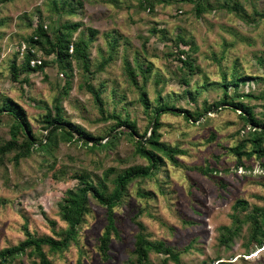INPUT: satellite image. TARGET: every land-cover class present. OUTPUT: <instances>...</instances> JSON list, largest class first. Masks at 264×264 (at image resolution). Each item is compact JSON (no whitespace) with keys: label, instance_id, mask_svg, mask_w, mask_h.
I'll use <instances>...</instances> for the list:
<instances>
[{"label":"rangeland","instance_id":"obj_1","mask_svg":"<svg viewBox=\"0 0 264 264\" xmlns=\"http://www.w3.org/2000/svg\"><path fill=\"white\" fill-rule=\"evenodd\" d=\"M141 3L0 0V105L7 97L20 103L38 137L48 132L43 121L46 107L55 112L58 103L64 117L92 136L103 135L101 142H106L115 121L101 118L87 81L101 90L109 111L116 109L136 120L139 134L144 133L151 117L140 101V87L147 90L152 102L161 95L176 108L203 112L199 119L191 120L172 112L162 116L161 140L182 147L185 153L177 156L176 164L167 160L157 180H136L129 186L124 204L115 209L120 238H112L109 258L99 249L107 222L106 207L93 198L77 241L63 252L49 253L48 246L45 250L52 264H79L80 257L82 264H124L139 229L133 216L143 208L139 219L150 239L163 240L180 252L179 261L170 258L167 262L168 254L153 252L149 264H264V241L261 247L248 242L249 221L241 223L231 244L219 242L218 228L233 224L232 213L244 219L253 205L264 206V157L243 155L247 165L237 166L238 156L230 148L245 141V149L251 148L247 143L251 125L244 122L241 110L228 104L215 106L225 96L223 72L231 83L237 67L238 75L244 78L238 87L229 84V97L250 93L235 100L250 105L264 124V0H157L151 9ZM76 22L81 24L73 39L90 41L93 72L86 73L73 59L66 74L54 53L48 55L41 47L37 54L47 60V66L20 69L29 49L28 39L38 24L55 41L57 26ZM114 39L113 59L98 69L110 54ZM181 49L186 51L181 57L191 61V66L179 60ZM15 59L17 76L12 69ZM137 59L153 66L149 78L145 81L139 75L138 85H134L128 82L124 65L125 60L134 65ZM2 118L0 137L8 139L12 117L4 113ZM13 157L10 153L0 162V251L26 238L25 225L35 235L59 238L56 232L67 227L59 204L67 190L77 185L76 170L86 169L98 181L108 167L124 169L147 163L135 153L132 138L125 134L109 148L92 150L81 141L59 140L53 155L37 151L18 162ZM209 164L218 169L212 176L201 171ZM108 184L110 188L114 185L112 181ZM139 187L152 192L151 198L141 197ZM238 199H246L249 210L238 204ZM33 258L29 249L6 264H32Z\"/></svg>","mask_w":264,"mask_h":264},{"label":"trees","instance_id":"obj_2","mask_svg":"<svg viewBox=\"0 0 264 264\" xmlns=\"http://www.w3.org/2000/svg\"><path fill=\"white\" fill-rule=\"evenodd\" d=\"M141 3L144 7L152 8L155 6L157 0H142ZM162 1V0H159ZM55 2V1H54ZM56 10L58 9L57 3H54ZM71 11L75 9L71 8ZM203 8H200L202 11ZM1 24V21H0ZM81 22L67 23L63 26H57L55 28L56 40L53 41L52 37L47 33L42 24H38L34 33L28 39L29 49L24 55V60L21 63L20 69L25 70H41L47 66L46 59L38 57L37 49L39 47L44 48L45 52L49 55L54 53L57 61L61 64L62 70L69 72L73 67V59L82 66L86 73H91L93 70L90 68L89 61V42L84 37L73 39V32ZM92 33H97V30L91 29ZM179 41H184V38L178 35ZM116 39L111 43V52L108 57L104 58L98 66V69H102L108 64L114 55V48L116 45ZM47 45H46V44ZM44 45V46H43ZM72 49V50H71ZM186 54V51L179 50V60L182 64L191 66L192 62L183 59L181 56ZM33 60H37L35 64H32ZM16 59L12 63V69L17 76L18 63ZM153 64L151 62L135 61L134 65L128 60H125L124 74L128 82L138 85L137 77L140 75L146 81L151 72ZM231 83L227 81V73L223 72L222 87L224 88V97L220 99L215 106L220 104H228L235 109L241 110V117L246 124L251 125L248 132L247 143L251 144V148L245 149L246 141L232 146L230 150L238 156L237 166L244 167L247 164L242 160V156L252 157L257 155L259 158L264 157V124L263 121L258 119L253 108L245 103L243 100H235L239 97L251 96L250 93L232 95L229 97L228 86L233 84L238 87L239 80L243 79L238 75V68L234 67V72L231 74ZM185 80V77H184ZM87 88L94 97L95 104L99 110L101 118L105 121L114 120L110 132L107 134L109 138L106 142H101L104 136H92L84 127L74 124L68 118L64 117L61 108L58 103L55 104L56 110L53 112L51 107L47 108L46 113L43 114V121L45 122V128L48 130L47 134L42 137H38L33 129L32 125L26 118V111L23 106L14 99L7 97L3 99V103L0 105V123L2 122L3 114L6 113L12 117L10 125L9 135L10 138L6 139L0 137V162L3 158L14 153V161L18 162L23 157H29L34 152L43 151L49 155L54 154L57 142L63 140L66 142H79L89 146L92 150L103 149L111 147L118 138L123 134L132 138L135 145V153L142 158L147 159V163L133 165L124 169H119L115 166L108 167L103 172V178L98 181L93 179L92 174L86 169L76 170L73 174L78 179V183L75 187L67 190L65 197L59 204L60 214L64 221L67 223L66 229L56 232L59 238L48 235H35L30 231L27 225L24 226L26 238L16 245L6 247L0 251V264H6L13 261L18 255L31 250L32 255L35 258L31 261L32 264H52L49 257V253L63 252L67 250L72 242L77 241L79 229L81 224L85 221L86 215L90 212L91 198L98 204L106 207L107 222L102 235L100 236L99 249L102 256L109 258L111 240L114 237L120 238V229L118 225V219L115 209L124 204L125 198L128 194L129 186L136 180H144L146 178H157L161 168L165 165L167 160L173 161L175 164L178 162L177 156L185 153V149L178 145H171L161 140V126L162 116L167 112L175 114H183L186 119H199L202 115V111L192 112L185 108H176L167 100H163L164 97L158 95L155 101L152 102L148 96L147 90L144 87H140V101L144 106L145 111L151 114L147 128L143 134H139L137 129L136 120L130 119L129 115H124L118 112L116 109L109 111L105 106V101L101 96V90L94 87L93 84L87 81ZM186 94L191 93L186 91ZM263 125V128L261 126ZM122 127V128H120ZM151 127L150 134L147 135V130ZM117 128H120L117 130ZM124 128V129H123ZM115 133L111 134L112 131ZM213 137H215L213 135ZM90 141H93L92 143ZM264 167V161L262 162ZM218 169L214 165H207L201 168L203 174L212 176L213 172ZM157 180V179H156ZM108 181L113 182V187H109ZM161 191H163L160 185ZM137 193L141 197L151 198L152 192L144 190L139 187ZM238 204H244L245 209L249 208L248 201L246 199H238ZM250 211L244 219L237 213H232L233 224L221 225L219 230V242L223 245L231 244L235 237L238 235L240 225L242 222H248L251 224V232L248 237L249 244L256 243L258 247L262 246L264 241V206L253 205L249 208ZM248 209V210H249ZM143 208L139 209V212L133 216V220L138 225V231L135 234L134 248L131 256L127 258L124 264H149L150 255L153 252L168 254L165 262L172 258L176 261L180 259V252L173 250L171 245H167L163 240H152L146 232V226L139 219ZM140 213V214H139ZM187 224L197 223V221L185 220ZM249 244L246 246L249 247ZM191 244L186 247L189 249ZM48 246L49 253L45 250ZM19 264H22L20 262ZM79 264H82L81 257Z\"/></svg>","mask_w":264,"mask_h":264},{"label":"built area","instance_id":"obj_3","mask_svg":"<svg viewBox=\"0 0 264 264\" xmlns=\"http://www.w3.org/2000/svg\"><path fill=\"white\" fill-rule=\"evenodd\" d=\"M71 50H72V49H71ZM36 61H37V60H33V61H32V64L34 65Z\"/></svg>","mask_w":264,"mask_h":264}]
</instances>
